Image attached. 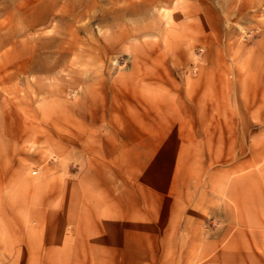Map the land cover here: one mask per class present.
<instances>
[{
	"label": "rangeland",
	"instance_id": "obj_1",
	"mask_svg": "<svg viewBox=\"0 0 264 264\" xmlns=\"http://www.w3.org/2000/svg\"><path fill=\"white\" fill-rule=\"evenodd\" d=\"M160 82L180 91L181 120L211 104L213 127L196 130L213 168L260 166L248 160L264 146V0H0V264L103 259L88 255L75 184L108 179L93 173L114 157L109 129L80 136L79 121L98 123L113 88ZM231 235L196 264H264V234Z\"/></svg>",
	"mask_w": 264,
	"mask_h": 264
},
{
	"label": "crops",
	"instance_id": "obj_2",
	"mask_svg": "<svg viewBox=\"0 0 264 264\" xmlns=\"http://www.w3.org/2000/svg\"><path fill=\"white\" fill-rule=\"evenodd\" d=\"M134 94L140 97L134 100ZM109 95L108 113L98 123L81 119L78 126L80 136L86 124L109 129V154L114 157L108 171L93 173L108 179L75 184L82 238L94 234L88 255L104 256L96 264H196L197 255L216 253L215 240L244 234L245 226L264 234V146L248 160L260 166L246 167L243 161L237 165L242 169L230 172L224 156L216 158L220 164L213 168L212 151L197 147L208 144L207 136L196 130L203 123L206 131L213 127L211 104L201 106L207 114L196 123L180 119L181 95L172 83L113 88ZM171 105L177 116L166 118L163 113ZM219 127H229V122ZM203 223L208 231L198 229ZM198 241L203 242L197 251Z\"/></svg>",
	"mask_w": 264,
	"mask_h": 264
}]
</instances>
